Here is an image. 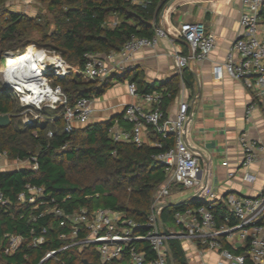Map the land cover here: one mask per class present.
<instances>
[{
  "label": "built area",
  "instance_id": "1",
  "mask_svg": "<svg viewBox=\"0 0 264 264\" xmlns=\"http://www.w3.org/2000/svg\"><path fill=\"white\" fill-rule=\"evenodd\" d=\"M128 1L140 5L146 3V0ZM263 1L239 0L241 32L232 40L224 59L211 68L214 78L219 79L226 74L240 80L247 89L251 101L245 106V119L250 117L256 106V99H264V20L259 16ZM163 37L171 40L178 37L188 43V54L176 51L172 53L173 63L179 74L189 60L207 57L215 46L214 34L206 31L201 22L183 21L177 27L153 24L150 35L131 34L118 50L88 52L80 68L69 64L53 49L31 44L40 55L36 61L41 66H37L32 59L31 64L16 73L14 83L7 82L1 73L0 77L18 99L23 124L38 118L37 110L42 107L54 109L61 105L64 130L71 131L75 123L84 125L89 122L92 113L90 98L78 96L73 103H68L60 84L54 82V78L63 77L71 71H78L85 79H102L111 73H121L129 69L128 63L135 51L153 47ZM126 88L136 101L124 103L119 115L111 116L112 122L107 127V132L112 140L132 142L139 146L147 143V127L162 137L172 136V144L153 155L162 163L164 177L154 190L145 218L137 220L128 216L125 211L103 207L67 210L54 197L45 198L43 186L28 182L18 192L17 200L28 206L33 219L46 214L52 215L62 228L58 233L59 238L78 249L93 247L102 262L126 257L130 264H169L167 239L177 237L194 242L199 251L215 250L219 255L217 264H246V260L252 264H264V191L256 195L228 192L216 197L208 181L201 182L198 157L187 144L185 122L188 100L180 98L175 112L170 115L161 107L162 89L139 93L135 83L130 80L126 81ZM27 111H33L32 116L28 117ZM122 122L128 126H123ZM237 140L242 151V167L256 160L264 151L263 146L249 137L245 130L238 133ZM148 144L161 146L158 140ZM4 156L5 152H0V162ZM26 160L31 168L37 167L34 155ZM221 163L227 164L225 160ZM227 174L231 176L234 172L230 170ZM243 178L251 180L253 175L245 171ZM199 185L203 186L209 199L198 205L174 210V228H165L160 214L165 203L162 200L170 194V188L179 186L191 189ZM215 202H220L226 208V213L220 219L213 213L212 206ZM8 203L9 199L0 193V204ZM3 237L6 240V254H12L23 240L20 234L8 232ZM43 239V234L33 235L28 244L36 246ZM142 241L147 242L150 252L140 246ZM236 249L240 251L237 252ZM57 251L58 249L45 251L40 261L54 256Z\"/></svg>",
  "mask_w": 264,
  "mask_h": 264
},
{
  "label": "trees",
  "instance_id": "2",
  "mask_svg": "<svg viewBox=\"0 0 264 264\" xmlns=\"http://www.w3.org/2000/svg\"><path fill=\"white\" fill-rule=\"evenodd\" d=\"M5 1L0 0V60L5 48L29 34L23 28L21 14L3 9ZM42 1L46 3L52 28L34 23V29L43 34L34 45L53 49L69 64L80 68L88 52L118 50L131 34L150 35L166 0H146L143 5L128 0ZM259 16L264 20V1ZM23 47H20L21 51L25 49ZM126 77L135 83L139 93L154 88L136 68L111 73L102 79H85L78 71H71L63 77H55L54 82L60 84L68 103H73L78 96L97 97L113 85L114 79ZM183 80L186 84L191 83L184 72ZM162 86L161 107L166 112L168 103L178 91L176 76L164 81ZM21 109L17 97L0 80V114L7 113L10 117L9 123L0 125V152L4 151L9 159H26L34 155L37 162L35 169L24 166L0 170V193L9 199L8 204H0V264H82V258L92 264H130L126 257L102 262L93 247L78 249L67 245L66 240L58 237L62 228L56 219L50 214L33 219L28 206L17 200V194L25 183H33L43 186L45 198L54 197L67 210L103 207L122 210L134 219L143 220L154 190L164 177L162 163L153 155L170 146L172 136L153 133L151 137L161 142L160 147L146 143L137 146L132 142L112 140L107 132L112 117L65 131L63 106L42 107L37 112L46 118L29 120L26 124L17 119ZM73 170L78 174L73 176ZM169 203L160 214L165 228L172 222L174 210L204 201L182 199ZM212 209L218 219L226 213L220 202H215ZM6 232L23 236L12 254L4 252L6 240L3 235ZM39 234H43L42 243L29 245L30 237ZM179 241L177 237L167 239L173 262L187 264ZM140 246L150 252L146 241ZM49 249L58 251L40 261ZM246 264L252 263L246 260Z\"/></svg>",
  "mask_w": 264,
  "mask_h": 264
},
{
  "label": "crops",
  "instance_id": "3",
  "mask_svg": "<svg viewBox=\"0 0 264 264\" xmlns=\"http://www.w3.org/2000/svg\"><path fill=\"white\" fill-rule=\"evenodd\" d=\"M240 10L239 0H166L155 24L177 27L183 21L201 22L206 31L214 34L215 46L207 57L189 60L181 74L175 69L172 53L188 54L189 47L183 41L168 37L159 39L153 47L135 51L128 63V70H140L153 89L164 90L162 83L176 76L178 91L168 103L166 112L173 114L180 98L188 100L187 144L198 157L201 182L208 181L216 197L228 192L256 195L264 188V151L256 160L242 167V151L237 140L238 133L245 130L264 148V99H256L250 117L245 119V106L251 101L247 89L240 80L226 74L216 79L211 71L213 64L224 59L232 40L241 32ZM183 72L191 80L190 84L184 82ZM126 78L115 81L100 96L90 98L92 113L89 122L106 120L119 114L124 103L136 101L127 92ZM146 129L148 144L155 141L151 137L154 132L150 127ZM223 160L226 165L221 163ZM230 170L234 172L231 176L227 174ZM245 171L250 172L253 179L245 180ZM189 191L190 194L179 200L190 199V195H195V199L201 202L209 199L203 186ZM179 240L187 264H217L219 255L215 250L199 251L194 242Z\"/></svg>",
  "mask_w": 264,
  "mask_h": 264
},
{
  "label": "rangeland",
  "instance_id": "4",
  "mask_svg": "<svg viewBox=\"0 0 264 264\" xmlns=\"http://www.w3.org/2000/svg\"><path fill=\"white\" fill-rule=\"evenodd\" d=\"M3 9L7 12H13V13H19L24 17V27L27 32L29 31V34H25L22 36V38L18 41H14L9 45V47L5 48L2 53V59L0 60V68L3 64V61L6 56L10 54H16L19 53L22 49L20 47L24 45L23 48H26L27 46L31 44H35L36 40L40 39V37L43 35L42 33L36 31L34 29L33 25L34 23H41L43 26L52 28V24L50 23V15L47 12L46 9V3L42 0H7L5 1L3 5ZM32 46V45H31ZM127 79V78H126ZM0 80L2 81L1 77ZM114 81H118L117 79H114ZM120 82V81H118ZM100 96V95H99ZM33 111H27L28 117L32 116ZM35 113V112H34ZM33 113V114H34ZM23 113L21 111L18 112L19 120L22 119ZM38 118L40 120H44L46 117L44 115H39ZM83 124L75 123V127H80ZM31 167V164L26 160H18V159H9L7 156H4L0 162V170H9L16 167ZM71 174L74 176L75 174H78L76 171H71ZM190 188H180L179 186H173L170 188V194L164 198L163 202H169V201H177L182 197L187 196L190 194ZM166 227L174 228V223L171 222L170 224H166ZM180 242V241H179Z\"/></svg>",
  "mask_w": 264,
  "mask_h": 264
},
{
  "label": "bare ground",
  "instance_id": "5",
  "mask_svg": "<svg viewBox=\"0 0 264 264\" xmlns=\"http://www.w3.org/2000/svg\"><path fill=\"white\" fill-rule=\"evenodd\" d=\"M36 58H40V55L35 47L30 45L19 53L6 56L0 68V73L7 82L14 83L16 82V73L23 67L31 64L32 59L37 66H41V64L36 61Z\"/></svg>",
  "mask_w": 264,
  "mask_h": 264
},
{
  "label": "water",
  "instance_id": "6",
  "mask_svg": "<svg viewBox=\"0 0 264 264\" xmlns=\"http://www.w3.org/2000/svg\"><path fill=\"white\" fill-rule=\"evenodd\" d=\"M174 39H176V40H180V41H183V42H185L187 45H188V43H187V41L186 40H184V39H182V38H178V37H176V38H174ZM9 121H10V117H9V115L7 114V113H4V114H0V125H6L7 123H9ZM190 199H195V198H197L195 195H190V196H188ZM168 204H170L169 202H166V203H164L163 205L164 206H166V205H168ZM159 224L161 225V223H160V221H159ZM166 247H167V250H168V252H169V264H174V262H173V258H172V255H171V252H170V248H169V246H168V243H166ZM82 264H92L90 261H88L86 258H82Z\"/></svg>",
  "mask_w": 264,
  "mask_h": 264
}]
</instances>
